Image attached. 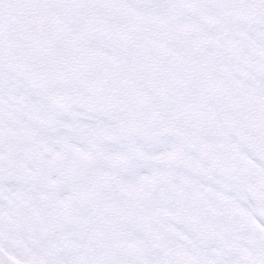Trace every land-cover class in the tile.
<instances>
[{
  "label": "rangeland",
  "instance_id": "obj_1",
  "mask_svg": "<svg viewBox=\"0 0 264 264\" xmlns=\"http://www.w3.org/2000/svg\"><path fill=\"white\" fill-rule=\"evenodd\" d=\"M87 1L0 0V111L19 116L0 130V176L38 178L39 155L50 163L59 152L54 139L76 157L44 176V187L53 183L59 193L58 208L28 187L23 199L33 206H0V255L12 264H142L138 217L128 232L107 218L124 200L120 180L134 177L130 167L139 176L146 168L193 175L197 154L223 152L216 169L242 171L264 204V138L253 134L264 130V0ZM43 93L57 98L52 110ZM30 108L52 125L50 139L23 125ZM213 141L222 149L209 148ZM68 151L62 160L71 159ZM18 158L32 170L10 169Z\"/></svg>",
  "mask_w": 264,
  "mask_h": 264
},
{
  "label": "bare ground",
  "instance_id": "obj_2",
  "mask_svg": "<svg viewBox=\"0 0 264 264\" xmlns=\"http://www.w3.org/2000/svg\"><path fill=\"white\" fill-rule=\"evenodd\" d=\"M64 1L62 0L63 7ZM89 2L91 1L88 0L86 4ZM74 4L79 5L77 0H74ZM40 87L42 88V85ZM14 95L10 93L13 98ZM43 96L52 101L48 103L52 110L51 104L54 105L57 98L51 99L45 93ZM18 104L21 106L20 102ZM1 105L6 109L11 106L9 101H4ZM0 115H3V117L0 116V130L6 128L7 121L14 122L19 117L13 111L2 110ZM27 116L29 120L24 119L22 123L33 130L36 138L45 140L51 138L48 133V129H52L51 124H47L42 118H37L35 111L31 108ZM56 122L58 128L65 127L62 121ZM39 124H47L46 130L37 132V129H42L37 126ZM67 133L68 129H65V135L69 134ZM34 139L32 137L31 146L42 149L44 145ZM65 142L67 141L54 139L51 148L58 149L59 152L52 157L50 163L46 162L49 155H39L43 172L35 171L38 178L24 179L22 176L20 179L21 175L17 172L0 176V206L15 204L33 206V202L23 199L22 192L25 191V187H28L36 190L35 196L38 200L39 197L43 200L46 198L54 208H58L59 193L53 183H50L48 188L44 187V176L47 177V174L52 172L55 163H59L60 171L64 162L68 160H71V163L75 162V153L73 149L63 145ZM164 148L178 155L180 152L188 156L177 147L168 145ZM209 148L222 149L221 142L213 141L209 144ZM16 150L20 153L24 152L22 146H18ZM64 150H69L71 159L66 157L62 160L61 154ZM204 156L205 154L202 153L196 155L199 160H202L199 164L195 162V159L190 161L194 168L191 170L193 175L176 169L158 172V170L146 168L149 173L144 171V175L139 176V173L136 174L139 167H130L126 174L134 173V177L120 180L124 185L119 195L124 200L118 202V207H122L123 210L119 211L118 207H114L115 213L108 214L107 218L121 223L123 231L128 232L130 220L133 216L138 217V224L133 232L136 231L135 244L138 259L142 264H179L182 258H192L198 264H264V218L261 216L264 214V204L262 203L260 207L259 196L257 197L255 193L256 188L253 190L250 185L251 179L243 176L242 171L235 167L216 169L219 159L227 157L226 153L219 152L215 154V157L209 158ZM2 158L3 155L0 154V159ZM212 158H215L213 163L206 162L207 159ZM9 167L10 169L19 168L22 172L32 170L31 166L24 163L23 158L9 163ZM171 176L173 181H169ZM15 182H20L23 188H19L20 186L18 187ZM45 188L49 191L48 195L41 194L42 189ZM137 204H139L138 214L134 215L129 209ZM197 206L203 210L206 209L205 215L198 210L200 207L197 209ZM54 208L51 209L54 210ZM43 212H45L44 208H41L39 214L42 215ZM44 216L48 217L50 226H53V231L56 232L57 229L50 214L45 212ZM78 218L80 219L81 216H75L73 221L80 222ZM205 230H209L208 235L204 234ZM6 236L3 235L4 238H7Z\"/></svg>",
  "mask_w": 264,
  "mask_h": 264
},
{
  "label": "water",
  "instance_id": "obj_3",
  "mask_svg": "<svg viewBox=\"0 0 264 264\" xmlns=\"http://www.w3.org/2000/svg\"><path fill=\"white\" fill-rule=\"evenodd\" d=\"M253 134L260 139L264 138V130L259 129V130H253ZM264 142V140H263ZM130 252L129 247L127 248V253ZM0 264H12L8 259H6L4 256L0 255ZM180 264H192V261L190 259L184 258L181 260Z\"/></svg>",
  "mask_w": 264,
  "mask_h": 264
}]
</instances>
